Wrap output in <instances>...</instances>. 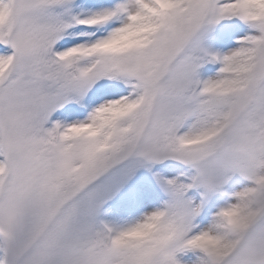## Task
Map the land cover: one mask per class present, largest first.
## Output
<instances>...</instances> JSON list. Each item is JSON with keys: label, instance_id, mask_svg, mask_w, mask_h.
<instances>
[{"label": "snow or ice", "instance_id": "6c2138e0", "mask_svg": "<svg viewBox=\"0 0 264 264\" xmlns=\"http://www.w3.org/2000/svg\"><path fill=\"white\" fill-rule=\"evenodd\" d=\"M0 264H264V0H0Z\"/></svg>", "mask_w": 264, "mask_h": 264}]
</instances>
